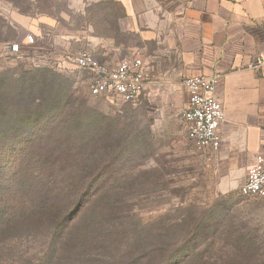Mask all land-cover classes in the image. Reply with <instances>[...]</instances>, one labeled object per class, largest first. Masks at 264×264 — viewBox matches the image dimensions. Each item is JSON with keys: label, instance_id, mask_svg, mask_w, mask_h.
Segmentation results:
<instances>
[{"label": "rangeland", "instance_id": "374dc122", "mask_svg": "<svg viewBox=\"0 0 264 264\" xmlns=\"http://www.w3.org/2000/svg\"><path fill=\"white\" fill-rule=\"evenodd\" d=\"M122 15L119 0H0V179L53 185L63 204L86 207L73 233L81 242L65 246L73 263L52 258L38 229L6 241L0 264L46 254L45 264H263L264 198L223 187L217 152L181 134L172 141L171 90L144 92L137 106L90 96L91 75L73 57L139 51L119 31ZM6 192L0 207L34 198Z\"/></svg>", "mask_w": 264, "mask_h": 264}, {"label": "crops", "instance_id": "0c3cea01", "mask_svg": "<svg viewBox=\"0 0 264 264\" xmlns=\"http://www.w3.org/2000/svg\"><path fill=\"white\" fill-rule=\"evenodd\" d=\"M119 3L123 12L119 31L138 38L149 65L146 94L171 90L172 141L180 134L187 137L179 116L188 99L181 88L182 78L214 75L219 79L215 96L224 121L219 128L216 166L223 187L229 190L242 185L248 168L264 151V65L255 66L264 59V0ZM10 46L7 49L12 53ZM103 62L113 65L118 60Z\"/></svg>", "mask_w": 264, "mask_h": 264}, {"label": "built area", "instance_id": "2783aa9c", "mask_svg": "<svg viewBox=\"0 0 264 264\" xmlns=\"http://www.w3.org/2000/svg\"><path fill=\"white\" fill-rule=\"evenodd\" d=\"M34 41L31 35L26 39ZM12 53L19 52L18 44L10 46ZM74 67L91 75L89 94L91 97H106L120 103L137 106L150 81V69L142 52L136 51L115 64L98 61L88 51L73 57ZM264 65V59L255 66ZM219 79L216 76L191 75L182 78L181 88L187 94V105L179 116L182 119L188 139L198 149L218 152L221 148L219 128L224 121L221 103L215 92ZM240 195L249 198H264V151L248 168Z\"/></svg>", "mask_w": 264, "mask_h": 264}, {"label": "trees", "instance_id": "16d2710c", "mask_svg": "<svg viewBox=\"0 0 264 264\" xmlns=\"http://www.w3.org/2000/svg\"><path fill=\"white\" fill-rule=\"evenodd\" d=\"M8 1L12 2L13 0ZM2 164L1 162L0 169ZM10 174L0 179V198L3 199V197L8 196L6 191H11L12 188H15L17 192L20 190L31 192L34 198L31 199L30 206L27 205V202L15 207V209L0 207V256L7 251L6 241L19 238V234L25 231L46 229L49 233L47 250L51 257L57 255L58 261L73 263L76 253L73 249L68 250L69 246H65L73 243L72 248H75L81 242L79 240L80 236L73 233L76 230L75 227H77L81 214L86 211L83 202L76 204L75 201H72L70 205L63 204V202L58 200L60 192L58 187L53 185L42 186L36 187L33 191L31 185L22 187L16 185L12 179L13 174ZM226 197H229V195ZM67 254L72 256L66 257ZM46 257L47 254L37 259L38 264H45ZM245 257H247L246 254L241 256V258Z\"/></svg>", "mask_w": 264, "mask_h": 264}]
</instances>
